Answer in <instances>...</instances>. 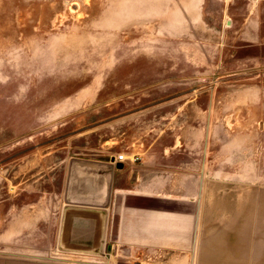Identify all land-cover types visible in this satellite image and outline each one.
<instances>
[{"label": "rangeland", "instance_id": "rangeland-1", "mask_svg": "<svg viewBox=\"0 0 264 264\" xmlns=\"http://www.w3.org/2000/svg\"><path fill=\"white\" fill-rule=\"evenodd\" d=\"M226 21L224 0H0V259L132 264L57 242L80 164L141 127L171 147L153 178L203 210L197 264H264V20Z\"/></svg>", "mask_w": 264, "mask_h": 264}, {"label": "crops", "instance_id": "crops-1", "mask_svg": "<svg viewBox=\"0 0 264 264\" xmlns=\"http://www.w3.org/2000/svg\"><path fill=\"white\" fill-rule=\"evenodd\" d=\"M224 3L226 22L242 25L243 33L264 20V0H224ZM126 121L116 119L109 124L117 128ZM102 123L98 124L99 129L106 126ZM139 129L136 134V129L133 133L131 128L122 130V141H127L125 150L119 151L118 141L110 139L96 159H86L80 164L82 198L89 204L69 208L91 211L94 217L91 221L73 219L68 237H62L61 231L58 248L61 241L68 247H96L102 240V250L110 248L111 257L132 264H149L146 261L149 254L164 256L163 264H197L202 253L203 210L195 196L186 195L185 190H172L163 177L153 178L156 165L168 161L171 147L155 146L147 139L145 128ZM165 132L161 130L159 137H165ZM120 154H125L129 161L119 162ZM192 178L193 183L196 176ZM190 188L189 193H193ZM0 264L49 263L3 258Z\"/></svg>", "mask_w": 264, "mask_h": 264}, {"label": "water", "instance_id": "water-1", "mask_svg": "<svg viewBox=\"0 0 264 264\" xmlns=\"http://www.w3.org/2000/svg\"><path fill=\"white\" fill-rule=\"evenodd\" d=\"M93 214L91 211H84V210H78L73 208H67L64 212V221L62 226V237L67 236L70 231V222L73 219H78L80 221H91L93 220ZM102 244L103 241L101 240L99 242V245L96 247L93 246H79V245H73L71 247L66 246L67 244H64L61 241L60 250L68 251V252H76V253H82V254H89V255H100L102 252ZM108 252H111V249H108Z\"/></svg>", "mask_w": 264, "mask_h": 264}, {"label": "built area", "instance_id": "built-area-1", "mask_svg": "<svg viewBox=\"0 0 264 264\" xmlns=\"http://www.w3.org/2000/svg\"><path fill=\"white\" fill-rule=\"evenodd\" d=\"M118 161L121 162V163H124V162L129 161V159L124 154H120L118 156Z\"/></svg>", "mask_w": 264, "mask_h": 264}, {"label": "bare ground", "instance_id": "bare-ground-1", "mask_svg": "<svg viewBox=\"0 0 264 264\" xmlns=\"http://www.w3.org/2000/svg\"><path fill=\"white\" fill-rule=\"evenodd\" d=\"M59 239V238H58ZM57 244H58V242H57Z\"/></svg>", "mask_w": 264, "mask_h": 264}]
</instances>
